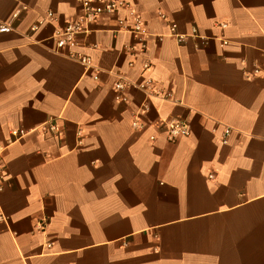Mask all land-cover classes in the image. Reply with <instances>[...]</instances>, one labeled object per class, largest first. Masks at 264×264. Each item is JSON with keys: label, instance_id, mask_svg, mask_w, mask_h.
<instances>
[{"label": "crops", "instance_id": "obj_1", "mask_svg": "<svg viewBox=\"0 0 264 264\" xmlns=\"http://www.w3.org/2000/svg\"><path fill=\"white\" fill-rule=\"evenodd\" d=\"M122 1L143 50L126 11L59 51L74 0H0V264H264V0Z\"/></svg>", "mask_w": 264, "mask_h": 264}, {"label": "built area", "instance_id": "obj_2", "mask_svg": "<svg viewBox=\"0 0 264 264\" xmlns=\"http://www.w3.org/2000/svg\"><path fill=\"white\" fill-rule=\"evenodd\" d=\"M78 6V13L68 20L61 28L57 29L54 32L53 39L55 46L59 51H62L64 48H74L78 44L77 37L81 34H88L90 32V26L96 23L101 16L115 14L117 12L126 11V16L118 19V26L122 31L128 32L137 42L140 43V49H145V36L147 35V30L144 26L142 18L138 15L130 5L122 0H74ZM49 20L53 19V13H46ZM162 17L163 14H160ZM18 12L12 14V18H17ZM41 24V21H38L30 26L31 31H35L38 26ZM222 27L225 26V23L220 24ZM12 30V27L8 23L0 24V32H9ZM169 31L171 35L175 36L177 41L180 42L183 40L184 35L176 33V24L171 23L169 25ZM190 35L199 37L195 27L191 28ZM201 43H205L204 37H199ZM68 55L70 57H76L79 59L85 67L91 66L90 58L84 54L76 53L75 51H69ZM127 86V82L123 80H117L114 83V90L116 92V99L124 101L126 98L120 94V91ZM142 85L141 87H143ZM169 94L166 93V97ZM132 124L137 126V122L133 121ZM165 127V137L168 141H174L180 136H186L189 134V126L184 120L179 118H169L163 121ZM53 129L52 126L49 127ZM26 131L24 129H11L10 134L12 140L21 137ZM229 133V129L224 130V136L222 142H226V136ZM153 139V136L150 137ZM10 140V141H12ZM6 145L0 144V191L3 189L4 182L7 177L6 166L2 161V152L5 149ZM213 175L209 174L211 178ZM1 219V216H0Z\"/></svg>", "mask_w": 264, "mask_h": 264}]
</instances>
